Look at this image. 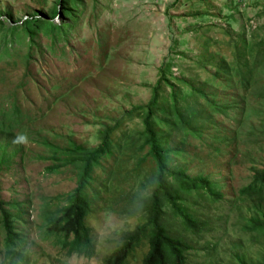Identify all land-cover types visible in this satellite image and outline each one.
<instances>
[{"label":"rangeland","instance_id":"rangeland-1","mask_svg":"<svg viewBox=\"0 0 264 264\" xmlns=\"http://www.w3.org/2000/svg\"><path fill=\"white\" fill-rule=\"evenodd\" d=\"M55 7L60 13L53 21L70 22L60 0H0V18L19 21L38 14L52 19ZM75 7L69 34L54 40L39 33L28 64L26 39H15L13 52L0 57V121L18 107L15 133L28 137L22 153L0 170L2 200L13 213L22 211V221H16L22 236L18 264H104L124 244L125 234L146 220L144 199L156 187L155 165L131 155L117 162L114 154L95 168L89 190L96 197L87 217L94 255L64 250L48 233L47 217L68 203L78 177L74 168L62 165L56 153L60 146L95 147L103 140L101 132L112 127L111 139L119 142L120 134L141 128L140 118L122 117L150 102L162 64L170 67L174 83L182 79L199 88L206 82L207 92L216 88L219 103L240 99L245 93L238 84L226 91L220 82L211 85L214 65L235 61L230 38L245 37L255 50L264 41V0H78ZM263 86L259 77L246 95L251 107L246 121L239 125L223 112L215 114L217 131L208 127L201 138L190 136L186 158L178 159L190 176L208 177L219 191L217 197L186 196L190 211L203 221L198 232L186 230L168 209V225L190 245L187 264L264 259V233L254 228L256 212L241 193L264 169V111L254 113L264 110L257 94ZM237 132L230 144L214 137ZM148 250L143 245L129 264H142ZM7 262L0 212V264Z\"/></svg>","mask_w":264,"mask_h":264},{"label":"trees","instance_id":"trees-1","mask_svg":"<svg viewBox=\"0 0 264 264\" xmlns=\"http://www.w3.org/2000/svg\"><path fill=\"white\" fill-rule=\"evenodd\" d=\"M77 1L60 0L64 6L63 12L70 18V22L63 24L53 21L54 16L60 13L58 7L53 9L52 19L41 18L38 14L29 15L19 21H12L11 17L0 18V57L13 52L15 39L18 42L26 39L28 50L24 54L28 64L31 49L36 47L39 33L51 35L54 40L64 39L74 27L73 10ZM230 39L236 47L235 61L230 64L225 59L219 60L214 65L215 73L211 79L215 81L211 85L215 87L220 82L226 91L238 84L245 93L240 99L219 103L216 88L207 92L209 85L206 82L199 88L192 84L190 87L182 79L174 83L171 81L172 75H168L171 73L170 67L162 64L159 69L160 79L153 89L150 102L144 106H136L122 117L131 120L140 118L141 128L120 134L119 142L111 139L112 127L101 132L103 140L95 147H84L78 143L59 147L56 153L62 160V165L74 168L78 177V185L72 191L68 203L47 217L48 233L55 236L64 250L82 253L87 257L94 255L96 240L87 223V217L93 213L91 199L96 198L89 193L90 189H94L95 168L101 166L104 158L110 159L114 154L115 160L121 163L127 155H131L130 158L137 162L142 158L152 160L155 165L156 187L144 199L147 213L145 222L125 234L124 244L106 256L104 264H129L134 254L145 244H148L149 250L142 264H187L190 245L184 234H176L168 225V209L182 221L186 230L198 232L203 221L190 211L186 196L196 194L217 197L219 191L218 185L208 177L190 176L178 159L186 158L190 136L201 138L208 127L217 131L219 124L215 114L223 112L233 117L239 125L246 121L251 115L246 95L252 93L259 77L264 78V41L257 42L255 50L254 45L245 37ZM165 86L170 89L169 94L165 93ZM257 94L264 104V86ZM263 111L256 109L254 113L261 114ZM18 116L17 107L0 121V170L13 156L23 151L22 144L13 143L17 136L15 128L19 125ZM119 123L120 120L117 125ZM214 137L230 144L235 140L234 137L239 136L237 132L232 136ZM47 143L51 144L49 141ZM241 193L251 201L256 212L251 218L254 228L264 233V169L256 171L253 182L243 188ZM6 205L7 202L0 196L1 224L6 233L8 251L7 264H18L15 255H19L17 248L22 236L17 230L16 221H22V211L19 209L17 214L13 213ZM241 264H247V261L241 259ZM257 264H264V259Z\"/></svg>","mask_w":264,"mask_h":264},{"label":"clouds","instance_id":"clouds-1","mask_svg":"<svg viewBox=\"0 0 264 264\" xmlns=\"http://www.w3.org/2000/svg\"><path fill=\"white\" fill-rule=\"evenodd\" d=\"M13 143H15V144H27L28 143V137L26 135H17L14 138Z\"/></svg>","mask_w":264,"mask_h":264}]
</instances>
